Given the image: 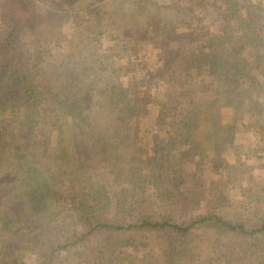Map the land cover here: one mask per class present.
<instances>
[{
    "label": "trees",
    "instance_id": "obj_1",
    "mask_svg": "<svg viewBox=\"0 0 264 264\" xmlns=\"http://www.w3.org/2000/svg\"><path fill=\"white\" fill-rule=\"evenodd\" d=\"M257 69L261 0H0V264H264Z\"/></svg>",
    "mask_w": 264,
    "mask_h": 264
},
{
    "label": "rangeland",
    "instance_id": "obj_2",
    "mask_svg": "<svg viewBox=\"0 0 264 264\" xmlns=\"http://www.w3.org/2000/svg\"><path fill=\"white\" fill-rule=\"evenodd\" d=\"M261 1L263 3V6H264V0H261ZM72 19L75 20L77 18L73 17ZM76 23H77V21H76ZM254 73L264 83V72L261 71V69H257V70H254ZM139 122L145 128V136H146L145 140L149 144L152 143L153 137L158 136L160 139L165 138V136H166L165 131L162 129H157L154 125V116L152 114V111L149 114V116L141 119ZM246 143H251V142L249 140H247ZM228 159L232 161L234 159L236 160V159H242V158H238L235 155H228ZM248 165L252 166L253 170L249 173L246 172L245 174H244V172L243 173L241 172L242 174L239 175L238 181H237L240 186L255 184L256 180L259 177H264V154H262L261 159H257L254 162L246 163V166H248ZM245 167H244V170H245Z\"/></svg>",
    "mask_w": 264,
    "mask_h": 264
}]
</instances>
